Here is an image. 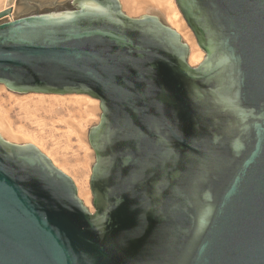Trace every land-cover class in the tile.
<instances>
[{"label":"water","instance_id":"95a60500","mask_svg":"<svg viewBox=\"0 0 264 264\" xmlns=\"http://www.w3.org/2000/svg\"><path fill=\"white\" fill-rule=\"evenodd\" d=\"M174 2L196 66L118 0L0 12V86L100 109L93 213L38 149L0 137V264H264V0Z\"/></svg>","mask_w":264,"mask_h":264},{"label":"rangeland","instance_id":"374dc122","mask_svg":"<svg viewBox=\"0 0 264 264\" xmlns=\"http://www.w3.org/2000/svg\"><path fill=\"white\" fill-rule=\"evenodd\" d=\"M71 1L72 0H13L11 3V6H13L11 20L31 15L70 11L73 10ZM145 13L142 15H153L158 17L163 24L166 23L165 18L161 13L156 11H147ZM5 91H0V110H4L3 112H5L9 121L11 120L10 122L13 128L21 131L24 130V132L30 134L31 132L32 134L34 133L39 139L38 141H40V144L43 145L45 151L50 155H53L54 158L56 157L59 163H62L65 166V169L67 168L65 170L67 171L66 176H68L73 183L74 181L79 182L82 180L84 181L85 179L88 180L91 174V167L94 164V153L89 147L87 132L91 127L98 123L100 110L97 112V121L85 127V137L83 138L81 145L76 138H74V134H72L73 136L71 134L68 135L69 131H67V127L61 122L71 118L77 122H82L79 118L78 108H76L77 110L74 108L76 106L73 105V100L69 97L70 95L62 96L63 99H55L48 96L39 97L33 94H15L7 90ZM38 101H44V103L39 105L37 103ZM39 134H41L42 139L39 137ZM85 147L90 149L91 152L86 151ZM46 148L49 151L46 150ZM50 151L52 152L50 153ZM81 174L83 177L80 176ZM87 186L90 190L89 180L87 181ZM91 201L92 196L90 194V208L87 209L89 211L91 209L93 213L94 209L91 205Z\"/></svg>","mask_w":264,"mask_h":264},{"label":"bare ground","instance_id":"6f19581e","mask_svg":"<svg viewBox=\"0 0 264 264\" xmlns=\"http://www.w3.org/2000/svg\"><path fill=\"white\" fill-rule=\"evenodd\" d=\"M10 1L11 0H0V12L6 10L7 8H13V6H10L9 4ZM118 2L120 4L121 10L130 17L140 16L147 11H156L158 13H161L164 16L165 21L169 25V27L172 28L176 33H178L181 36V39L187 44L188 49H189V55H188L189 65L196 66L203 60L204 54L196 45V42L191 32L187 28L182 17H180L179 11L177 10L174 0H118ZM12 14L13 13H11L8 17H6L7 19L9 18V21H11ZM0 91L1 92L5 91V88L3 86H0ZM33 95L39 96V97L48 96V97L55 98V99L56 98L63 99L62 96H58V95H43V94H33ZM69 97H71V99L73 100V105L76 106L74 108L75 109L78 108L79 118L82 120V122L81 121L77 122L73 120V118L71 117H70L71 119L63 120L61 122H63V124H65V126L67 127L66 129L67 131H69V134L68 133L67 134L68 135L74 134L75 136L74 138H76L78 143L82 145V140L85 137V131H86L85 127L97 121V118H98L97 112L100 110L99 102L85 95H70ZM37 103L40 105L44 103V101H38ZM3 111L4 110H0V137L14 144L33 145L47 159L50 160V162L56 169L60 170L63 174L67 175L66 174L67 171H65L67 168L65 169V166L62 163H59L56 157L54 158L53 155H50L49 153L45 151V149L43 148V145L40 144V141H38L39 139L34 135V133L32 134L31 132L30 134V133L24 132V130L21 131L19 129L13 128L10 122L11 120L9 121L8 117ZM39 135H40L39 137H41V134ZM46 150L48 149L46 148ZM85 150L90 151V149L88 148H86ZM51 152L52 151H50V153ZM80 176H82V174ZM86 180L87 179H85L84 181L83 180L79 181V182L74 181V185L76 187L77 196L79 200L82 201V203L84 204L86 208H90V194L91 193L87 186V181L89 180V178L87 181ZM90 212L92 213L91 209H90Z\"/></svg>","mask_w":264,"mask_h":264}]
</instances>
